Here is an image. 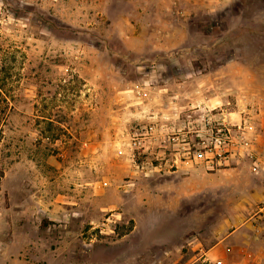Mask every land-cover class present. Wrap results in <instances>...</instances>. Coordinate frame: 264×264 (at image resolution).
Returning a JSON list of instances; mask_svg holds the SVG:
<instances>
[{
	"label": "rangeland",
	"instance_id": "rangeland-1",
	"mask_svg": "<svg viewBox=\"0 0 264 264\" xmlns=\"http://www.w3.org/2000/svg\"><path fill=\"white\" fill-rule=\"evenodd\" d=\"M0 264H264V0H0Z\"/></svg>",
	"mask_w": 264,
	"mask_h": 264
},
{
	"label": "built area",
	"instance_id": "built-area-1",
	"mask_svg": "<svg viewBox=\"0 0 264 264\" xmlns=\"http://www.w3.org/2000/svg\"><path fill=\"white\" fill-rule=\"evenodd\" d=\"M206 148H207V149H206L207 152H209V153H211V154H213L214 152H216V151H215V148H216V147H206ZM255 172L258 173L259 171L256 170Z\"/></svg>",
	"mask_w": 264,
	"mask_h": 264
}]
</instances>
